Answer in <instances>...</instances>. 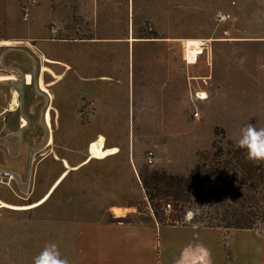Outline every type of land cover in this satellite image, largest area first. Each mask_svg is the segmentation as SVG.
Wrapping results in <instances>:
<instances>
[{
	"label": "rangeland",
	"instance_id": "1",
	"mask_svg": "<svg viewBox=\"0 0 264 264\" xmlns=\"http://www.w3.org/2000/svg\"><path fill=\"white\" fill-rule=\"evenodd\" d=\"M244 1L133 0V16H125L128 15L124 9L126 0H116L115 16H103L97 20L79 14L77 0H0V41L22 43L16 46L24 49V42L29 40L40 48L35 59L41 63L48 60L44 55L51 56L48 53L51 51L69 64L81 65V68L77 65V71L73 70L70 81L67 77L58 86L65 92L57 97L56 104L64 108L68 101L72 106L76 104L77 116L70 117V120L77 122L81 130L70 135L73 142L84 144L77 161L88 156L71 169L88 164L69 174L58 188V192L68 190L72 193L75 205L69 204L71 209L61 211L56 192L36 212L38 216L110 219L106 210L112 204H118L135 205L133 212L140 210L139 216L146 220L151 205L142 187V174L164 170L187 175L193 172L199 154L213 150L214 140L227 147V142L234 143L248 125L264 129V0H255L252 6ZM161 4L164 11H170L168 16L145 13L146 5L155 12L156 5ZM26 6L30 7L28 19L23 17ZM219 11L231 16L218 22L216 15ZM38 14L40 16H36ZM107 25L113 28L111 33L114 35L110 37L116 39L128 37L130 26L134 37L161 40L135 41L133 57L126 54L128 41L124 42V49L117 47L121 42H116L113 55L117 64L123 61L126 67L129 64V70L131 66L134 95L129 99L126 68L124 83L111 93L113 116L99 118L92 103L95 75L107 69L101 66L102 52L95 49L91 41L109 37ZM184 44L187 46L185 53ZM185 54L190 61L197 55L200 57L191 65L184 58ZM121 56H124L123 60H120ZM95 58L100 65H96ZM26 78L31 81L30 75ZM40 86L46 87L42 78ZM50 97L53 100L54 93ZM106 126L109 132H105V136L116 145L112 147H116L117 152L100 158L103 160L91 158L89 144L99 137L104 138L105 147L112 148L106 146V137L98 133ZM215 127H218L217 135ZM150 150L154 152L152 164L146 160ZM56 160H47L54 176L60 171ZM253 161L264 164V160ZM161 206L163 221L170 225L194 227L196 237L206 238L214 250L218 248L227 264H264V222L251 229L212 228L199 219H191V210L174 209L171 199ZM112 211L115 215L124 212L120 207H113ZM3 219L1 215L0 264H61L65 261L54 242L45 244L37 238L32 241L36 236L33 229L27 233ZM138 219L136 216L130 218L133 221ZM20 238L26 239L27 243ZM43 252L49 253L44 257ZM66 261L73 264L68 258Z\"/></svg>",
	"mask_w": 264,
	"mask_h": 264
},
{
	"label": "crops",
	"instance_id": "2",
	"mask_svg": "<svg viewBox=\"0 0 264 264\" xmlns=\"http://www.w3.org/2000/svg\"><path fill=\"white\" fill-rule=\"evenodd\" d=\"M124 3V9L128 11V15L125 16H133V0H126ZM244 4L252 6L255 4V0H245ZM115 5L116 0H105V2L104 0H77L78 13L82 16H92L97 20L103 16H115ZM156 6L155 12H153L146 5L145 13H150L151 16H168L170 11H164L163 4ZM149 10L152 11L149 12ZM105 27L109 37L93 38L91 41L92 45H95V49L102 52L101 66L104 70L107 69L106 72L95 75L93 105L99 118L113 116L114 106L111 101V93L118 90L119 86L124 83L126 68L128 89H130L129 99L134 95L131 66L129 70V64L127 67L123 61L117 64V58L113 55L116 48L124 49L123 44L128 41L130 44L128 43L126 54L128 56L130 53L133 57L135 41L150 42L160 39L134 37L133 27L130 26L128 37L116 39L110 37L114 35V32L111 33L112 26ZM132 36L137 40L130 41L129 37ZM194 39L188 38V40ZM234 39L240 41L244 38ZM118 41L122 44H118L116 47ZM14 43L0 47V168L10 169L15 173L14 179L0 181V216L4 217L3 221L17 225L27 233L33 229L36 236L32 241L37 238L38 241L45 244L54 242V246L61 250L65 261L68 258L72 260L73 264H227L225 256L219 252V249L214 250L206 238L196 237L197 231L190 225H160L155 221L114 222L105 218L100 220L52 219L37 215L36 212L42 209L56 192L60 198L59 209L61 211L71 209L72 206L69 204L75 205L74 198L71 197L72 193L68 190L58 192V188L69 174L88 164L73 170L63 162L65 159L70 166H78L88 154L77 161L78 152L83 150L84 144L73 142V137L70 135L77 134L81 130L77 122L70 120V117L77 116L76 104L72 106L71 101L70 103L68 101L66 108L56 104L57 97L65 92L58 86L67 77L69 79V76L74 74L73 70L77 71V67L81 68V65L69 64L51 51H48L50 55L52 54L51 56L42 53L48 60L43 59L44 61L41 63L35 59L40 48L30 43L29 40L24 42L26 43L24 49H19L16 46L22 43ZM11 45H15L18 49L11 48ZM5 47L10 48L5 50ZM186 47L184 44V53ZM121 53L124 55V50H121ZM105 56L108 60L104 58ZM199 57L197 55L194 60L190 61L186 54L184 56L187 63L191 65L196 64ZM120 58L123 60L124 56ZM95 61L96 65H100L97 58ZM6 64H9L8 70L3 68ZM45 67H48L49 70H44ZM27 75L31 76L30 82L27 81ZM41 78L47 89L54 93L53 100L48 91L42 90ZM113 88L114 90H112ZM47 110H50L49 120H47ZM107 131L108 126L100 128L98 133L105 136ZM105 137L106 146H116L110 143L107 136ZM51 158L57 159L60 166V171L55 176L51 173L52 169L47 166V160ZM66 170L69 171L67 176L54 188ZM53 188L51 196L39 206L20 210L2 206V203L14 205L36 203ZM113 207H120L124 212L115 215V212L112 211ZM134 208L133 205L112 204L106 211L113 217H122L132 213ZM20 239L27 243L26 239ZM48 253L43 252V256L46 257Z\"/></svg>",
	"mask_w": 264,
	"mask_h": 264
},
{
	"label": "trees",
	"instance_id": "3",
	"mask_svg": "<svg viewBox=\"0 0 264 264\" xmlns=\"http://www.w3.org/2000/svg\"><path fill=\"white\" fill-rule=\"evenodd\" d=\"M217 131L215 127V135ZM227 143L225 147L214 140L213 150L199 154L193 172L187 175L164 170L142 174V187L151 205L146 220L139 216L140 210L108 220L134 222L130 218L136 216L141 222L166 225L161 205L171 199L174 209L191 210V219L212 228L251 229L264 222V164L249 160L246 150Z\"/></svg>",
	"mask_w": 264,
	"mask_h": 264
},
{
	"label": "bare ground",
	"instance_id": "4",
	"mask_svg": "<svg viewBox=\"0 0 264 264\" xmlns=\"http://www.w3.org/2000/svg\"><path fill=\"white\" fill-rule=\"evenodd\" d=\"M130 41H134L135 39L133 37H130L129 38ZM1 44H12L11 42L9 41H0V45ZM47 60V59H46ZM42 90L44 91H48L50 93L51 96H53V93L51 91H49L45 86H41ZM50 119V111L47 112V120ZM89 152H90V157L91 158H105L107 157L108 155L112 154V153H115L117 152V148L116 147H112V148H107L104 146V138L103 137H99L97 140H94L92 141L90 144H89ZM65 164L71 168H75L76 166H70L69 163L65 160ZM69 171H64L63 174L60 176V178L58 179V181L56 182L54 188H56L61 180H63L66 175L68 174ZM53 189H51V191L46 195L44 196L41 200H39L38 202L36 203H33V204H30V205H13V204H8V203H2V205H4L5 207H8V208H11V209H16V210H20V209H28V208H31V207H34V206H38L42 203H44L48 198L49 196L52 194L53 192ZM1 201V200H0Z\"/></svg>",
	"mask_w": 264,
	"mask_h": 264
},
{
	"label": "clouds",
	"instance_id": "5",
	"mask_svg": "<svg viewBox=\"0 0 264 264\" xmlns=\"http://www.w3.org/2000/svg\"><path fill=\"white\" fill-rule=\"evenodd\" d=\"M234 143L238 148L246 150L249 160H264V129L248 125ZM61 264H67V261H61Z\"/></svg>",
	"mask_w": 264,
	"mask_h": 264
},
{
	"label": "built area",
	"instance_id": "6",
	"mask_svg": "<svg viewBox=\"0 0 264 264\" xmlns=\"http://www.w3.org/2000/svg\"><path fill=\"white\" fill-rule=\"evenodd\" d=\"M216 19L218 20V22H222L225 21L229 16H231L230 13L227 12H222L219 11L216 15ZM23 17L24 19H28L30 17V7L26 6L23 8ZM150 29H152V27H150ZM55 31V30H54ZM3 68L5 70H8L9 67H5V65L3 66ZM146 160L149 164H152L154 161V152L152 150H150L149 152H147L146 155ZM15 178V173L13 171H11L10 169H5V168H0V181L4 182V181H9ZM168 207H170V204H167Z\"/></svg>",
	"mask_w": 264,
	"mask_h": 264
}]
</instances>
